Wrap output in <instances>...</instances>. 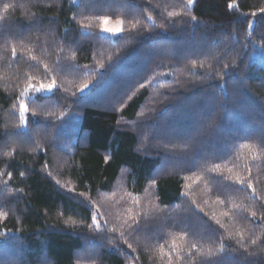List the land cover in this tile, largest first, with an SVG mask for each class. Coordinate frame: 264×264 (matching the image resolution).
<instances>
[{
    "label": "trees",
    "instance_id": "1",
    "mask_svg": "<svg viewBox=\"0 0 264 264\" xmlns=\"http://www.w3.org/2000/svg\"><path fill=\"white\" fill-rule=\"evenodd\" d=\"M262 9L0 0V264H264Z\"/></svg>",
    "mask_w": 264,
    "mask_h": 264
},
{
    "label": "rangeland",
    "instance_id": "2",
    "mask_svg": "<svg viewBox=\"0 0 264 264\" xmlns=\"http://www.w3.org/2000/svg\"><path fill=\"white\" fill-rule=\"evenodd\" d=\"M105 20L107 21V24H105ZM105 27L108 28H115V27H119L120 29H122V20L121 19H111V18H102L101 20V29H100V33L106 36H110L113 37L115 35H118L120 33L119 32H109V31H105ZM40 84L39 85H34L33 86V91L37 92V93H43V94H47L50 93L52 91V89L49 90H41V91H36L37 89H40Z\"/></svg>",
    "mask_w": 264,
    "mask_h": 264
},
{
    "label": "snow or ice",
    "instance_id": "3",
    "mask_svg": "<svg viewBox=\"0 0 264 264\" xmlns=\"http://www.w3.org/2000/svg\"><path fill=\"white\" fill-rule=\"evenodd\" d=\"M189 3H192V0H188ZM229 7H233V5H229ZM261 11H264V9H262ZM105 24H107V21L105 20ZM251 26V25H250ZM105 31H109V32H119L121 29L119 27H115V28H108V27H105L104 29ZM54 84H55V81L52 82V84H48V85H41L40 86V89H37L36 91H41V90H51L53 87H54ZM88 85H84L83 88H87ZM28 92V89H25V95L27 94ZM27 111V108L26 106L21 103V115L23 116L24 112ZM3 214H0V216H2ZM95 219V217L93 218Z\"/></svg>",
    "mask_w": 264,
    "mask_h": 264
}]
</instances>
